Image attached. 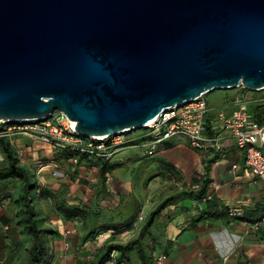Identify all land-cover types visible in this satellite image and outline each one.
I'll use <instances>...</instances> for the list:
<instances>
[{"label": "water", "instance_id": "water-1", "mask_svg": "<svg viewBox=\"0 0 264 264\" xmlns=\"http://www.w3.org/2000/svg\"><path fill=\"white\" fill-rule=\"evenodd\" d=\"M238 87L264 91V0H0V124L112 136Z\"/></svg>", "mask_w": 264, "mask_h": 264}, {"label": "crops", "instance_id": "crops-1", "mask_svg": "<svg viewBox=\"0 0 264 264\" xmlns=\"http://www.w3.org/2000/svg\"><path fill=\"white\" fill-rule=\"evenodd\" d=\"M245 92L241 94L247 95ZM229 98L219 99V107L209 102L212 114ZM12 144L23 151L21 163L35 174V208L41 228L49 230L45 234L48 264H98L109 245L130 241L139 242L125 257L114 252L112 261L143 264L138 250L142 245L147 254L163 256V264H236L240 260L264 264L263 233L253 224L264 216V181L245 171V153L228 134L222 152L196 150L184 136L173 137L160 147L145 170L183 186L175 192L198 191L208 185L207 194L213 200L208 205L207 201L186 199L168 207L143 236L148 216L159 205L151 203L153 192L146 181H119L116 190L106 182L98 191L99 168L79 163L69 154L71 146L54 148L21 135ZM140 159L136 155L132 162L136 160V166L147 162ZM235 164L239 165L237 171L232 169ZM116 170L109 176H115ZM20 184L19 178L0 180V264H25L28 258V236L18 224L15 203ZM41 190L43 194H39ZM125 198L131 202L122 201ZM234 204L244 208L243 219L232 218L224 207ZM141 214L145 221L139 223ZM206 214L218 217H204Z\"/></svg>", "mask_w": 264, "mask_h": 264}, {"label": "built area", "instance_id": "built-area-1", "mask_svg": "<svg viewBox=\"0 0 264 264\" xmlns=\"http://www.w3.org/2000/svg\"><path fill=\"white\" fill-rule=\"evenodd\" d=\"M243 88V87H240ZM245 89V88H243ZM228 103L218 109L215 117L208 120L212 114L206 95L181 106H175L163 111L150 122L141 137H127L128 133H119L105 138H86L76 131V122L71 121L64 113L56 112L46 120L31 122H3L0 124V139L8 138L11 143L21 135L33 140H40L54 148L71 146L74 150L100 155L114 160L120 151L129 149H144L149 157H153L166 141L173 137H187L196 150L223 151L225 134H228L236 146L245 153V171L255 178L264 181V95L248 96L240 94L229 98ZM258 106L253 112L252 106ZM19 158L23 151H17ZM5 161V155L0 149V164ZM237 171L239 165H233ZM60 174L61 173H57ZM107 185L112 183L107 177ZM212 199L207 194L203 201ZM232 218L242 217L244 208L240 204L227 205ZM2 205L0 204V210ZM145 221L141 214L138 222ZM135 229L138 225L135 224ZM259 230L264 228V217L254 224ZM164 257L158 256L156 264H163ZM107 264H117L109 261Z\"/></svg>", "mask_w": 264, "mask_h": 264}, {"label": "trees", "instance_id": "trees-1", "mask_svg": "<svg viewBox=\"0 0 264 264\" xmlns=\"http://www.w3.org/2000/svg\"><path fill=\"white\" fill-rule=\"evenodd\" d=\"M246 91V89H244ZM252 111H258V106H252ZM215 117V114H211L208 117V120ZM0 149L5 155V161L0 164V180L8 179V178H19L20 184V193L15 200V203L18 206L17 211V219L18 224L23 227L24 233L28 236L29 247H28V263L27 264H48V254L46 247L45 234L49 232V230H44L41 228V221L38 219V215L35 208V197L34 191L36 190L35 184V174L24 166L21 163V160L18 156V152L16 148L13 146L11 141L8 138L0 139ZM139 149V148H138ZM69 154L79 162H87L95 165L99 168L100 182L101 185L104 186L107 181V177L112 173L117 164H113L112 160H109L100 155H91L89 153H83L71 148L69 150ZM175 169H170V172H174ZM208 185H204L200 190H179L167 198H165L148 216L145 225L141 231V235L143 236L145 233L149 232L155 223V220L161 213L166 210L168 207L178 204L180 201L186 199L196 198L200 202L203 201L205 196L207 195ZM39 194H43V190L39 192ZM213 199L208 200V205L212 202ZM229 214V207L224 205ZM208 216H216L206 214L204 217ZM245 217V212L242 217H238L235 219H243ZM264 217V216H263ZM260 219L254 221L253 224L262 220ZM135 225V224H134ZM133 225V226H134ZM263 233L264 237V228L259 229ZM117 231L115 232V234ZM139 241H130L127 244H111L108 246L106 253L103 255L98 264H107L109 261H112V256L114 252H119L122 256H126L127 253L131 250V248L138 244ZM139 255L143 264H156V260L158 256L147 254L146 250L142 245L138 248ZM236 264H251L248 260H240Z\"/></svg>", "mask_w": 264, "mask_h": 264}, {"label": "rangeland", "instance_id": "rangeland-1", "mask_svg": "<svg viewBox=\"0 0 264 264\" xmlns=\"http://www.w3.org/2000/svg\"><path fill=\"white\" fill-rule=\"evenodd\" d=\"M241 91H244L243 88H235V89H230V90H217L214 91L208 95H206V98L209 102H212V106L219 107L221 103H219V99H221V102L224 101L226 97H235L241 94ZM248 96H253L255 94L257 95H264V91H259V92H251L246 89V92ZM217 100H216V99ZM218 101V103H217ZM146 131L143 129L136 130L133 132L128 133L126 135L127 137H141ZM137 150L135 153L132 152L131 149L129 150H124L120 151L118 155L115 157V163H121L118 164L115 168L116 170V175L112 176V183L109 186L113 190H116V186L118 188L120 187L119 184L117 183L120 181L121 184L127 183V182H133L134 184H138L141 180V184H143L145 181L147 182L146 185H150V191L153 192V196L151 195V203H157L160 204L165 198H167L169 195L174 193L176 190H178L181 186H176V182L171 183L170 178L166 179L165 175H157V174H150V170H145L146 164L151 160L153 157H149L146 154V151L144 149H133ZM136 155L139 156L141 159L139 160L140 162L142 161H147L145 164H142V166H136L135 162H132L134 159H136ZM121 156H123V159L120 160ZM157 175V176H156ZM159 176V178H158ZM115 183V185H114ZM120 184V185H121ZM97 185L98 188L97 190L99 191V188L102 187L101 182H99ZM155 193V194H154ZM116 195V192H115ZM122 201L127 203H130L126 198ZM29 255V254H28ZM29 257L24 261L25 264L28 263Z\"/></svg>", "mask_w": 264, "mask_h": 264}, {"label": "bare ground", "instance_id": "bare-ground-1", "mask_svg": "<svg viewBox=\"0 0 264 264\" xmlns=\"http://www.w3.org/2000/svg\"><path fill=\"white\" fill-rule=\"evenodd\" d=\"M105 137H107V136H103V137H97V138H105Z\"/></svg>", "mask_w": 264, "mask_h": 264}]
</instances>
